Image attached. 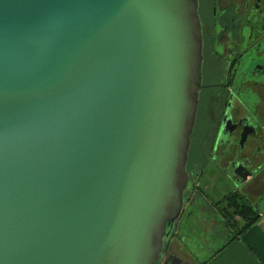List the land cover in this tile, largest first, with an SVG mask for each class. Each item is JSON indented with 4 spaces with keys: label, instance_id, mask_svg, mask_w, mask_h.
<instances>
[{
    "label": "water",
    "instance_id": "95a60500",
    "mask_svg": "<svg viewBox=\"0 0 264 264\" xmlns=\"http://www.w3.org/2000/svg\"><path fill=\"white\" fill-rule=\"evenodd\" d=\"M200 47L195 0H0V264H158Z\"/></svg>",
    "mask_w": 264,
    "mask_h": 264
},
{
    "label": "flooded vegetation",
    "instance_id": "af4514ba",
    "mask_svg": "<svg viewBox=\"0 0 264 264\" xmlns=\"http://www.w3.org/2000/svg\"><path fill=\"white\" fill-rule=\"evenodd\" d=\"M195 1L201 61L188 179L158 264L173 243L204 264L238 236L239 221L259 215L251 196L264 194V0Z\"/></svg>",
    "mask_w": 264,
    "mask_h": 264
},
{
    "label": "crops",
    "instance_id": "0c3cea01",
    "mask_svg": "<svg viewBox=\"0 0 264 264\" xmlns=\"http://www.w3.org/2000/svg\"><path fill=\"white\" fill-rule=\"evenodd\" d=\"M254 195L252 199L260 198L256 220L221 251L207 257L204 264H264V194ZM243 224L241 220L238 226Z\"/></svg>",
    "mask_w": 264,
    "mask_h": 264
},
{
    "label": "rangeland",
    "instance_id": "374dc122",
    "mask_svg": "<svg viewBox=\"0 0 264 264\" xmlns=\"http://www.w3.org/2000/svg\"><path fill=\"white\" fill-rule=\"evenodd\" d=\"M178 251H179V249L177 250L176 243H173L169 247L168 256L180 255L183 258L182 260H183L184 264H194L196 262L195 259H193V258L191 259V257L187 253H186V255L188 257L185 256L184 252H178Z\"/></svg>",
    "mask_w": 264,
    "mask_h": 264
},
{
    "label": "trees",
    "instance_id": "16d2710c",
    "mask_svg": "<svg viewBox=\"0 0 264 264\" xmlns=\"http://www.w3.org/2000/svg\"><path fill=\"white\" fill-rule=\"evenodd\" d=\"M246 212H248V210L247 209H241V210H236L235 212H233V213H238V214H241V215H247V213ZM256 218L257 217H254L253 219H251V220H249L248 222H246V223H244L243 225H241V226H239L238 227V232H236V235H239V234H241L248 226H250L252 223H253V221H255L256 220Z\"/></svg>",
    "mask_w": 264,
    "mask_h": 264
}]
</instances>
